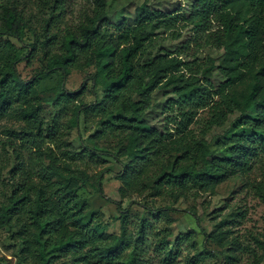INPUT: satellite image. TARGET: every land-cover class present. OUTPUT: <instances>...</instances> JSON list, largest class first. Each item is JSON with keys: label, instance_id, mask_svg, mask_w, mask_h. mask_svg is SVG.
Instances as JSON below:
<instances>
[{"label": "trees", "instance_id": "16d2710c", "mask_svg": "<svg viewBox=\"0 0 264 264\" xmlns=\"http://www.w3.org/2000/svg\"><path fill=\"white\" fill-rule=\"evenodd\" d=\"M63 2L56 0L51 7V21ZM238 3L264 14V0H194L188 11L155 9L145 2L134 15L112 23L110 0H94L93 13L78 27L66 29L61 38L49 36L47 24L42 40L26 43L29 21L19 0H0V118L23 124L19 132L11 133L20 145L11 143L17 164L12 191L0 203V229L13 232L17 264H144L147 233H157L154 224L169 212L188 213L201 227L194 208H151L154 222L142 221L135 240L109 234L101 215L91 212L82 196L89 192L114 203L104 190L105 176L113 174L101 166L107 159L122 167L114 176L122 183L123 197L151 190V196L185 202L192 191L213 190L249 174L264 158V53H260L264 29L248 25L234 10ZM213 22L220 23L222 34L217 38L225 54L200 77L193 73L192 62L173 56L174 51L160 44L162 35L175 33L182 24L206 32ZM53 43L58 50H52ZM38 48L46 65L31 79H23L18 66ZM256 64L261 66L255 69ZM72 70L86 75L74 92L66 87ZM185 72L190 73L187 78ZM56 73L62 80L54 95L44 98L42 82ZM246 82V89L239 92ZM167 92L171 97L166 101H155L158 93ZM88 94L94 101H84ZM45 105L53 110L49 124L41 117ZM204 109L210 119L196 136L192 126ZM68 112L67 123L60 122ZM151 114L163 116V123L153 124ZM92 116L100 118L99 129L74 148L69 132L79 133L81 121ZM214 127L222 132L211 137L208 133ZM99 141L120 147L117 152L104 151ZM18 147L30 153V163L21 159ZM173 152L178 155L165 167ZM116 204L126 235L130 210L122 202ZM228 224L221 220L214 235L201 227L205 242L215 238L222 242ZM190 241L195 244L194 230L184 235L170 232L159 237L157 249L168 261L171 246L178 254ZM258 244L264 250V241ZM237 250L241 248L225 255L222 264L241 262ZM259 250L246 249L241 256L250 253L254 264H264ZM210 254L206 250L199 255ZM187 264H199V259Z\"/></svg>", "mask_w": 264, "mask_h": 264}, {"label": "rangeland", "instance_id": "374dc122", "mask_svg": "<svg viewBox=\"0 0 264 264\" xmlns=\"http://www.w3.org/2000/svg\"><path fill=\"white\" fill-rule=\"evenodd\" d=\"M56 0H19L20 9L24 10L25 18L29 21L28 29L25 33L26 43H33L36 38L43 39L46 32V25L49 24V36L56 35L61 38L66 29H73L80 25L86 15H91L94 8V0H64L61 9L55 13V20H50L52 13L51 7ZM194 0H110L109 20L112 23L118 22L122 18H128L135 14L136 9L143 3H147L155 9L165 11L190 10ZM46 3H48L46 5ZM235 11H240L247 20L248 25H254L256 28L264 29V14L259 16L256 11L243 7L240 3L235 5ZM220 23L213 22L210 30L200 32L196 30L193 24H182L175 33H166L162 35L161 45L175 52L173 56H178L183 61L192 62L194 68L193 73H199L197 77L202 76L206 69H210L212 64L221 63L224 58V46L218 40L221 33ZM17 44V42H15ZM19 45V44H18ZM20 46V45H19ZM28 49L23 52L27 53ZM52 50H58L55 43ZM261 55L264 49L261 48ZM264 57V56H263ZM46 61L43 57L41 48L34 52L33 57L18 66L19 73L23 79H31L36 72L45 67ZM261 64L254 65L258 69ZM216 74V72H213ZM190 73L185 72L187 78ZM85 73L72 70L68 76L66 87L69 91H78L84 83ZM62 80V76L56 73L42 82L40 88L44 98L52 97L55 89ZM250 75L247 76V82L250 81ZM238 87V91L242 92L246 89L248 83ZM204 83V80L203 82ZM169 97L167 94L158 93L155 97L157 103H163ZM84 101H94V97L88 94ZM162 105L159 106V110ZM41 117L48 124L53 119V110L49 105L44 106ZM69 112L65 116L63 114L60 122L67 123ZM98 116L89 117L80 123L81 129L69 132L67 138L74 148H78L80 140L87 141L88 137L94 134L98 129ZM153 124H162L163 116H149ZM210 119L208 109L200 110L197 122L192 126L194 134L200 135L203 131V125ZM23 124L13 120L12 118H0V203L6 202L7 197L12 191V177L16 168V154L11 147V143L19 146V142L11 136V133L19 132ZM222 128L214 127L208 135L211 137L219 135ZM89 143V142H88ZM90 144V143H89ZM125 146L128 141H125ZM98 147L104 151L117 152L120 145L114 142L99 141ZM21 153L20 157L27 164L30 163L31 155L29 152L17 148ZM178 155L173 152L171 157L167 158L165 167L170 166L173 158ZM101 166L112 171V175H106L104 180V190L109 199L114 201L110 203L102 199L98 195L89 192L82 193L90 204V211L99 213L104 221V227L109 234L121 237L125 240L132 241L136 239V235L142 225V221L154 222L151 212L148 209L160 208H194L198 213L201 227L207 234L217 232L216 225L223 219H227L229 224L224 227L225 231H229L226 238L222 242L208 240L205 242V236L199 227L197 220L188 213L182 211H172L167 214L161 221L156 222L155 231L147 233L144 243L143 263L144 264H187L191 260L199 259V264H222L224 256L228 255L233 249L241 248L237 255L242 258L237 264H254L253 257L250 253H245L246 249L259 250V244L264 241V158L258 160L253 170L247 175L235 176L230 180L220 184L213 190L192 191L188 200L185 202L176 201L173 197H154L151 196V190L139 196L135 193H128L126 197L122 196V183L114 174L119 173L122 167L117 165L113 160H105ZM263 186V187H261ZM131 201H135L138 205H130ZM122 202L123 208L130 210V218L128 220V230L123 235L122 221L119 219L118 205ZM147 207V208H145ZM194 230L195 244L184 242L181 251L177 254L176 249L172 246L171 260L166 259V253H161L158 248L159 237L161 238L167 233L172 232L173 235L185 234L187 231ZM165 231V233H164ZM159 235V237H158ZM228 237V238H227ZM194 245V246H193ZM235 247V248H234ZM206 250L211 251L210 255H199ZM259 253L264 256V250L260 248ZM18 246L13 238V232L7 229H0V262L1 264H17Z\"/></svg>", "mask_w": 264, "mask_h": 264}]
</instances>
